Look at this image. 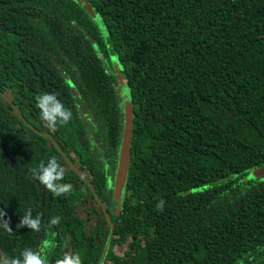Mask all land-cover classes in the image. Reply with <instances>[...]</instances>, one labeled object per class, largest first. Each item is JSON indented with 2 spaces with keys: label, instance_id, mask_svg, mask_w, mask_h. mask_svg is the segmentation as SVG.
I'll return each instance as SVG.
<instances>
[{
  "label": "trees",
  "instance_id": "16d2710c",
  "mask_svg": "<svg viewBox=\"0 0 264 264\" xmlns=\"http://www.w3.org/2000/svg\"><path fill=\"white\" fill-rule=\"evenodd\" d=\"M51 93L71 112L55 129ZM52 157L69 194L34 178ZM263 165L264 0H0V264H264Z\"/></svg>",
  "mask_w": 264,
  "mask_h": 264
},
{
  "label": "clouds",
  "instance_id": "9594fccd",
  "mask_svg": "<svg viewBox=\"0 0 264 264\" xmlns=\"http://www.w3.org/2000/svg\"><path fill=\"white\" fill-rule=\"evenodd\" d=\"M37 106L40 110V116L42 121L45 122V126L50 129H55L58 122L67 123L71 119L70 110L66 109L64 105L58 101L56 94H42L36 98ZM33 175L36 180L39 181L47 190L52 192L55 196H61L71 193L73 186L70 183H60L65 175V168L58 162L56 157H52L48 160L47 164L43 161L39 164L37 169L33 170ZM165 201L160 199L156 204L158 211H163ZM5 213L0 211V217H3ZM60 221V217H52L49 221L50 225H57ZM41 218L38 215L33 218L31 210H28L19 221L18 226H26L28 229L39 232L41 230ZM0 226L11 232L7 221H0ZM23 259L9 258L5 256L3 264H43L39 257V254L32 249H25L22 252ZM56 264H82L81 258L78 254L71 252L64 253L62 259L57 260Z\"/></svg>",
  "mask_w": 264,
  "mask_h": 264
},
{
  "label": "water",
  "instance_id": "95a60500",
  "mask_svg": "<svg viewBox=\"0 0 264 264\" xmlns=\"http://www.w3.org/2000/svg\"><path fill=\"white\" fill-rule=\"evenodd\" d=\"M86 8L91 11V6L86 5ZM123 106H124V127H123V136L120 147V156H119V164H118V175L122 177L121 186L124 184L126 172L128 169V158H129V150L131 143V132H132V104L128 96L123 97ZM252 177L264 178V165L256 168L254 172L251 174ZM250 178V176H249ZM41 258V253H38Z\"/></svg>",
  "mask_w": 264,
  "mask_h": 264
},
{
  "label": "rangeland",
  "instance_id": "374dc122",
  "mask_svg": "<svg viewBox=\"0 0 264 264\" xmlns=\"http://www.w3.org/2000/svg\"><path fill=\"white\" fill-rule=\"evenodd\" d=\"M104 35H105V33H104ZM113 62H114V60L112 59V64H113ZM118 88L120 89V91H121L123 97H126V96L128 95L127 87L125 86V84H124L123 82H120V83H119ZM81 110H82V112H83V114H84L85 119H88V115L86 114L85 109L82 108V106H81ZM91 124H92V121H91V120L89 121V123H86L88 130L90 129L89 127H91ZM91 128H92V127H91ZM254 170H255V169L251 170V171L248 173L247 178H249V176H250L249 179H256V178H258V177H252V178H251V174L254 172ZM121 180H122V177H121L120 175H118V171H117V172H116V175H115V186H116V187H115V191H114V195H115L116 197H119V195H120V193H121V190H122ZM46 245H47V243L41 242L40 245H39V249L42 250V247H44V246H46ZM45 250H46V249H45ZM45 250H44V251H45Z\"/></svg>",
  "mask_w": 264,
  "mask_h": 264
},
{
  "label": "flooded vegetation",
  "instance_id": "af4514ba",
  "mask_svg": "<svg viewBox=\"0 0 264 264\" xmlns=\"http://www.w3.org/2000/svg\"><path fill=\"white\" fill-rule=\"evenodd\" d=\"M41 259V258H40Z\"/></svg>",
  "mask_w": 264,
  "mask_h": 264
}]
</instances>
